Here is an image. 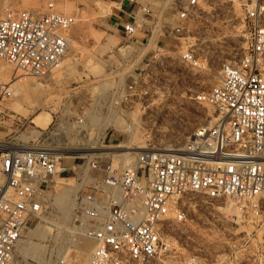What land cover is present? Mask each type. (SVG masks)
I'll list each match as a JSON object with an SVG mask.
<instances>
[{
    "label": "built area",
    "instance_id": "built-area-1",
    "mask_svg": "<svg viewBox=\"0 0 264 264\" xmlns=\"http://www.w3.org/2000/svg\"><path fill=\"white\" fill-rule=\"evenodd\" d=\"M12 1L0 0V65L53 78L70 52L69 32L79 14L65 10L68 0H48L42 12L15 8ZM129 1L134 10L125 13L117 29L132 45H149L154 36L150 24L158 13L150 2ZM148 1L160 3L164 12L172 8L173 26L154 24V29L177 37L188 31L184 23L196 18L208 0ZM245 27L243 55L223 65L217 85L195 95L199 105L214 108L213 123L195 128L180 147H160L162 125L151 120V113L160 109L155 97L176 91L155 86L153 75L169 69V83L178 85L182 75L173 65L166 67L168 61L206 71L209 60L191 48L176 55L158 48L133 81L128 75L104 97L92 94L90 112L103 117L105 128L89 122L80 99L75 120L56 116L41 135L42 145L23 147L0 139V264H70L80 240L91 243L85 264H152L173 253V226L187 221L188 196L232 201L243 217L261 216L264 224V0L246 6ZM15 83L0 74V105L14 98ZM135 110L141 112L137 117ZM5 111H0V133ZM110 133L109 142L122 138L127 143L141 133L143 149L127 147L122 154L105 145L104 151L94 152L91 145L100 140L105 144ZM70 134L79 147H89L84 154L64 152ZM122 155L130 161L125 163ZM60 180L72 181L74 189L68 220L54 204ZM43 226L52 230L43 242L44 259L22 257L24 238ZM250 236L225 264H264V234L248 244ZM185 264L204 263L191 256Z\"/></svg>",
    "mask_w": 264,
    "mask_h": 264
},
{
    "label": "rangeland",
    "instance_id": "rangeland-1",
    "mask_svg": "<svg viewBox=\"0 0 264 264\" xmlns=\"http://www.w3.org/2000/svg\"><path fill=\"white\" fill-rule=\"evenodd\" d=\"M136 1L139 3L150 2L154 5L153 8L158 13L154 19V24L157 27L169 28L173 26L175 16L171 7L167 12H164L165 7H162L160 3L148 0ZM254 1L208 0L196 18L184 23V27L188 31H184L182 35L177 37L164 36L154 29L155 26L152 23L150 25L154 30L153 42H150L149 45L145 43L141 47L132 45L123 37L117 29L118 22L113 19L115 15L120 13L124 3H127L126 9L132 6L129 0L66 1L65 10L68 13L77 12L79 16L76 26L69 33L72 40L70 52L64 58L65 64H62L61 68L57 70V74L60 73V75L57 77V74H54L53 78L39 79L18 71L19 76L13 79L16 82L24 76L30 77L29 83L32 85L30 101L32 102L23 103L16 97L4 102L1 108L6 109L7 121L5 128L0 133V139H5L12 145H42L45 137L32 138L28 142H25L22 137L31 136L35 124L38 128H44L48 125L43 127V121L40 123L38 120L40 117L47 123H50L51 116L54 120H56V116H60L74 121L79 112L76 103L80 99H84L82 106H84V112L91 122L90 114L95 113L90 112L91 108L88 105L91 102L88 98L92 97V93L101 94L96 93L98 90H94L99 81L113 78L118 83L121 77L124 80L128 75H131L128 81H133L134 74L137 73L142 63L147 62L158 48H164L166 52L170 53L167 55H176L178 52L191 48L195 50L199 58L209 60V67L206 71L193 72L186 69L178 61H173V64L168 61L165 64L166 67L173 65L176 71L182 75L178 85L169 83V69L163 68L160 72L155 70L153 75L155 86L161 89L168 86L176 91L171 96L161 94L155 97L157 99L154 104L160 109L151 113V120L162 125L160 147L166 149H169L170 146L180 147L184 144L187 134L198 126L209 125L215 118L214 108L209 105H199L195 101V95L202 91H208L217 85L223 65L237 61L245 52L247 47L245 8ZM46 3L44 0H38L30 8L42 12L46 8ZM12 4L15 8L24 9L20 0H13ZM110 9H113V13L106 17ZM112 40L117 43V46L103 52ZM14 71L16 70L14 69ZM3 78L7 81V78ZM28 103H31L32 106ZM139 114L141 112L135 110L134 117ZM148 114L150 115V112ZM97 115L99 116V114ZM17 119H20L19 123ZM33 119H35V124ZM94 123L96 124L95 121ZM101 125L103 128L106 126L102 121L101 124L94 127ZM110 135L111 133L105 144H101L102 141L100 140L99 143L91 145L94 147V152L96 150L104 151L105 145L112 146L108 149L113 150V152L114 149L125 150L127 147H135L141 144L143 138V134L139 133L134 143L122 142V138L118 141L109 142ZM115 137L116 135L112 139ZM67 138L68 142H65L63 147L64 152L69 156L75 157L84 154L85 150L89 149L87 145L79 147L74 135L70 134ZM69 189L71 188L63 187L59 191L57 199ZM70 198L72 200V194ZM184 202L187 221L173 226V253L163 256L152 264H185L191 256H198L203 259L204 264H225L226 257L232 251L239 249L241 243L247 241L246 233H249V229L252 230L248 244L258 234H264V224L261 220L263 217L251 215L249 218L244 217V222L238 223L236 215L225 210L226 206L231 204L227 200H210L204 196H188ZM55 204L58 206L56 201ZM59 209L62 216L68 219L72 204L66 210L60 207ZM36 230H42V234L47 235V238L50 235L49 229L38 228ZM36 230L32 231L22 241L20 255L24 258L41 261V257L42 255L45 256L46 251L43 242L47 238L40 239L41 237ZM87 242V240L78 242L70 264L87 263L89 251ZM31 244L36 245L31 248L29 246ZM241 264L247 263L242 262Z\"/></svg>",
    "mask_w": 264,
    "mask_h": 264
},
{
    "label": "bare ground",
    "instance_id": "bare-ground-1",
    "mask_svg": "<svg viewBox=\"0 0 264 264\" xmlns=\"http://www.w3.org/2000/svg\"><path fill=\"white\" fill-rule=\"evenodd\" d=\"M36 1H38V0H20V2H21V5H22V7L24 8V9H28V8H30V7H32L33 6V4L36 2ZM43 1V0H42ZM46 2H48V0H44V3H46ZM97 2H101V3H105V2H102V1H97ZM120 4V3H119ZM71 32V31H70ZM69 32V33H70ZM154 38V37H153ZM151 42H153V40H151ZM72 43V42H71ZM71 45V44H70ZM117 46V43L114 41V40H112L111 42H110V45L108 46V48H106V50H104L103 52H106L107 51V49H108V51L109 50H111V48H114V47H116ZM65 61L66 60H64L63 62H62V64H65ZM0 74L3 76V77H5V78H7V80H9L10 78H12V79H16L18 76H19V72L17 71H14V69H13V67H11V66H9V65H5V64H2V65H0ZM54 74L56 75L57 74V71H55L54 72ZM26 75H28V74H26ZM59 75H60V73H58L57 74V77H59ZM105 76V75H104ZM104 76H99V77H104ZM30 77L28 78V77H23L20 81H17L16 83H15V87H16V91H15V94H14V97H16V98H18L21 102H29L30 100H31V86L32 85H30ZM121 79H122V77H121ZM120 80V79H119ZM117 81V80H116ZM116 81H114L113 80V78H107L106 80H104V81H99L98 82V86H96L95 88H94V90H98V92L96 91V93H101V94H93L94 96H97V97H104L106 94H107V92H106V90H112L113 88H115L116 86H118V84L119 83H117ZM106 92V93H105ZM34 97V96H33ZM33 97H32V99H33ZM30 102H32V101H30ZM36 102V101H35ZM3 104L4 103H2L1 105H0V111L1 112H4L6 109L5 108H1V107H3ZM29 104V103H28ZM30 106H32L31 105V103L29 104ZM91 116H90V119H91V122H92V124L94 125V126H98L99 124H101L102 123V121L103 122H105V120L103 119V117H101L100 115L98 116L96 113L95 114H90ZM216 117V116H215ZM95 119V120H94ZM34 120L35 119H33V123H34ZM38 120L40 121V123L42 122L43 123V127L44 126H46L47 124V126L46 127H44V128H38L37 127V125L35 124V128H34V130H32L31 131V136H23L22 138H23V140L25 141V142H28L30 139H32V138H39L42 134H43V131H45L49 126H50V124L52 123V121H53V116H51V121H50V123H47V121H44L41 117L40 118H38ZM107 121H110V119H106ZM94 121L96 122V124L94 123ZM213 123V121H211L210 123H209V125H211ZM23 147H29V146H23ZM118 147H122V146H118ZM140 149H143V146H142V144H139V146L138 147H136L135 148V150H140ZM126 151V149L124 150V149H116L115 151H114V153H124ZM88 152V151H87ZM122 156H124V158H123V160H124V162L125 163H128L129 161H130V159L128 158V156L127 155H122ZM59 184H58V186H57V193H56V196H55V201H56V203H58V206L60 207V208H62L63 210H66L67 208H68V206H70L71 204H72V209H73V206H74V199H73V193H74V189L72 188V181H68V180H60L59 182H58ZM63 187H68V188H71V189H69V190H67V191H64V193H63V195H61V197L60 198H58L57 199V196L59 195L58 193H59V191L63 188ZM71 194H72V200H71V198H70V196H71ZM55 201H54V204H55ZM227 202H230L231 204L230 205H227L226 206V208H225V210L228 212V213H231V214H234V215H236V221L238 222V223H241V221H243L244 222V217L241 215V212H240V209H239V207H238V205L236 204V203H233L232 201H229V200H227ZM56 205V204H55ZM233 205H235L236 207L234 208V206ZM57 205H56V207L58 208V210H59V212H60V209H59V207H58ZM72 211V210H71ZM70 216H71V213H70ZM70 216L68 217V219L70 218ZM68 219H66V220H68ZM38 228H46V229H49V231H50V234H51V232H52V230L50 229V227H47V226H43V227H38ZM251 230L252 229H249V233H246V235H250V233H251ZM34 231V230H33ZM37 231V234H39V236L41 237L40 239H44V238H47V235H45V234H42V230H36ZM41 232V233H40ZM29 236V235H28ZM36 244H31V245H29L31 248H33L34 246H35ZM87 247H88V250H90V248H91V243L90 242H87ZM36 248V247H35ZM27 256V255H26ZM41 259L43 260L44 259V255H42V257H41Z\"/></svg>",
    "mask_w": 264,
    "mask_h": 264
},
{
    "label": "crops",
    "instance_id": "crops-1",
    "mask_svg": "<svg viewBox=\"0 0 264 264\" xmlns=\"http://www.w3.org/2000/svg\"><path fill=\"white\" fill-rule=\"evenodd\" d=\"M126 4H127V3H124V4L122 5V8H121L120 13H119L118 15H115L114 17L112 16L113 19H114V21L119 22L120 19H126L127 16H126L125 13H128V12L134 10V9H133L134 7H132V6L129 7L128 9H126ZM112 13H113V9H112V10L110 9V12H109V14H108L106 17L110 16ZM106 17H105V18H106ZM142 37H143L142 35H139V38H142ZM151 40H152V39H150V42H151Z\"/></svg>",
    "mask_w": 264,
    "mask_h": 264
}]
</instances>
